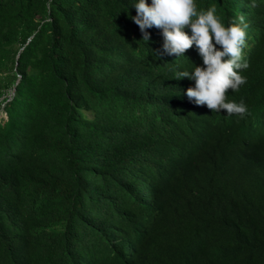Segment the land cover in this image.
Instances as JSON below:
<instances>
[{"label":"trees","instance_id":"1","mask_svg":"<svg viewBox=\"0 0 264 264\" xmlns=\"http://www.w3.org/2000/svg\"><path fill=\"white\" fill-rule=\"evenodd\" d=\"M128 2L0 0V264H264V0H195L247 23L242 116Z\"/></svg>","mask_w":264,"mask_h":264},{"label":"clouds","instance_id":"2","mask_svg":"<svg viewBox=\"0 0 264 264\" xmlns=\"http://www.w3.org/2000/svg\"><path fill=\"white\" fill-rule=\"evenodd\" d=\"M129 6L135 14L128 13ZM126 13L138 26L139 40L145 44L150 38L146 29L160 30L162 42L151 49L156 57L186 56L185 50L195 47L201 62L192 61L191 70L181 69L174 76L193 81L184 89L191 102L204 104L212 112L245 114L242 100L237 102L225 95L229 89L236 91L246 79L240 71L248 67L242 57L248 27L243 16L224 23L214 5L197 9L195 0H129Z\"/></svg>","mask_w":264,"mask_h":264},{"label":"rangeland","instance_id":"3","mask_svg":"<svg viewBox=\"0 0 264 264\" xmlns=\"http://www.w3.org/2000/svg\"><path fill=\"white\" fill-rule=\"evenodd\" d=\"M13 88L12 87H10V88H8L7 90H6V92L2 95V96H0V100L4 97V96H6V94H9V93H13ZM0 116H1V114H0Z\"/></svg>","mask_w":264,"mask_h":264},{"label":"built area","instance_id":"4","mask_svg":"<svg viewBox=\"0 0 264 264\" xmlns=\"http://www.w3.org/2000/svg\"><path fill=\"white\" fill-rule=\"evenodd\" d=\"M14 90V89H13ZM14 92V91H13ZM13 95V93L11 92V93H9V94H6V96L8 97V98H10L11 96ZM2 113V108H0V114Z\"/></svg>","mask_w":264,"mask_h":264}]
</instances>
